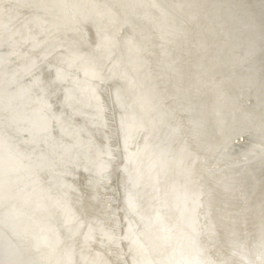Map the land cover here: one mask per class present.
<instances>
[{
  "label": "bare ground",
  "instance_id": "1",
  "mask_svg": "<svg viewBox=\"0 0 264 264\" xmlns=\"http://www.w3.org/2000/svg\"><path fill=\"white\" fill-rule=\"evenodd\" d=\"M0 264H264V0H0Z\"/></svg>",
  "mask_w": 264,
  "mask_h": 264
},
{
  "label": "rangeland",
  "instance_id": "2",
  "mask_svg": "<svg viewBox=\"0 0 264 264\" xmlns=\"http://www.w3.org/2000/svg\"><path fill=\"white\" fill-rule=\"evenodd\" d=\"M137 52H139V50H137Z\"/></svg>",
  "mask_w": 264,
  "mask_h": 264
}]
</instances>
